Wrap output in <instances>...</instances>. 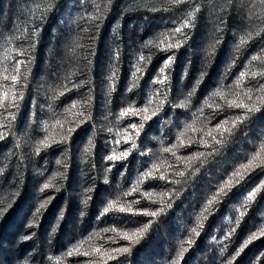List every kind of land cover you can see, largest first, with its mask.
<instances>
[{"label": "trees", "instance_id": "obj_1", "mask_svg": "<svg viewBox=\"0 0 264 264\" xmlns=\"http://www.w3.org/2000/svg\"><path fill=\"white\" fill-rule=\"evenodd\" d=\"M4 93L0 264H264V0H0Z\"/></svg>", "mask_w": 264, "mask_h": 264}, {"label": "snow or ice", "instance_id": "obj_2", "mask_svg": "<svg viewBox=\"0 0 264 264\" xmlns=\"http://www.w3.org/2000/svg\"><path fill=\"white\" fill-rule=\"evenodd\" d=\"M175 2L176 3H181L182 2V0H175ZM190 16L191 15H193V13H190L189 14ZM185 26H187V24L185 25ZM182 29L181 28H177L176 29V32H180ZM244 43V40L242 39L241 40V44H243ZM179 45L178 44H168L167 45V47H169V48H171V47H178ZM141 59H143V57L141 58ZM241 75H243V74H241ZM12 79H17V77H13ZM167 79V77H165L164 78V80H161L160 81V83H164V81ZM8 94L7 93H4L2 96H0V106H2L3 105V103H4V101L5 100H8ZM151 103V102H150ZM237 107H245L244 105H236ZM73 107H75V105H73ZM144 113H147L148 112V109L147 108H144L143 110H142ZM129 114H136V115H140V112H136L135 110H133V109H128V110H126L125 112H123L122 113V115H129ZM152 115H155V112H153L152 113ZM144 120H148V119H150L151 118V116H149V115H143V117H142ZM136 126L135 125H133V128H135ZM141 127H142V125H141ZM69 131H71V130H69ZM3 135L4 134H2V133H0V139H3ZM128 139H131V137H128ZM262 151H264V146H262ZM128 155V153L127 152H125V153H122L120 156H115V155H113L112 157H110V159H120V158H123V157H126ZM260 153H257V155H256V157H254V159H253V161L252 162H250V165L249 166H251V164L252 163H254L255 162V160L256 159H258V158H260ZM262 163H264V160H262L261 161ZM237 175H240L239 173H237ZM49 185H45V187H48ZM135 190V189H134ZM113 207H115V202H113L112 204H110L108 207H106L105 209H104V212H108L110 209H112ZM120 210L121 211H127L128 209H125V208H123V207H121L120 208ZM0 214H2V213H0ZM152 215H155V213H152ZM142 232H143V230H141L140 232H136V233H132L131 235H129V234H125V236H124V238L125 239H127V240H129V241H133V240H135L136 238H138L139 237V235H141L142 234ZM260 235H264V230H262L261 232H260ZM255 238H257L255 235L252 237V239H255ZM95 252H100V249H95L94 250ZM114 251H116V252H126V251H128V249L127 248H124V249H115ZM68 255H71V252H69L68 253ZM85 255H89V253H85ZM114 257L113 256H111V255H109V259H113Z\"/></svg>", "mask_w": 264, "mask_h": 264}]
</instances>
